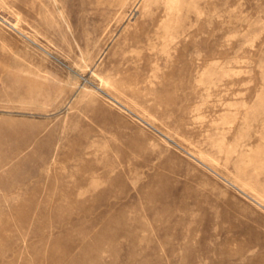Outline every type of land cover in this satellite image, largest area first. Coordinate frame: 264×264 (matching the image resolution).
I'll return each instance as SVG.
<instances>
[{
  "label": "rangeland",
  "instance_id": "1",
  "mask_svg": "<svg viewBox=\"0 0 264 264\" xmlns=\"http://www.w3.org/2000/svg\"><path fill=\"white\" fill-rule=\"evenodd\" d=\"M0 264H264V0H0Z\"/></svg>",
  "mask_w": 264,
  "mask_h": 264
}]
</instances>
